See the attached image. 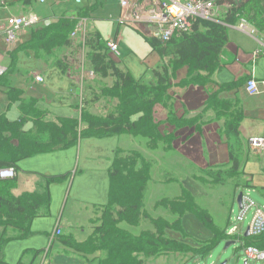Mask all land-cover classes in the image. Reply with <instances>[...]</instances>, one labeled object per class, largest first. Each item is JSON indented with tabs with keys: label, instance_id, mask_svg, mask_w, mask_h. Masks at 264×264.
<instances>
[{
	"label": "crops",
	"instance_id": "obj_1",
	"mask_svg": "<svg viewBox=\"0 0 264 264\" xmlns=\"http://www.w3.org/2000/svg\"><path fill=\"white\" fill-rule=\"evenodd\" d=\"M78 1L0 0V67L5 71L0 76V163L17 161V188L11 194L15 200L26 198L23 212L18 216L24 221L21 227L0 230V264H53L52 254L58 246L61 248L58 255L67 264H96L94 258L99 254L85 258L71 252L53 238L52 232L58 222L63 236L72 237L77 244L87 241L109 201L110 169L118 153H137L152 164L143 211L151 219L172 223L176 216L163 208L155 209V205L161 200L177 199L182 189H187L179 186L178 194L172 198H157L158 171L165 177L180 176L188 179L187 183L194 180L203 185L195 178L217 167L230 168L233 130L243 147L239 180L245 186L235 189L236 194L245 189L246 197L256 201V207L264 214V150L258 152L249 145L251 139H264V31L248 25L243 30L240 22L228 25V42L220 55V67L212 75L200 73L187 78L184 68L174 74L166 100L152 108V119L163 142L149 149L150 141L145 137L130 134L97 137L80 124L81 96L87 92V83L92 79L110 80L113 86L115 78L102 79L94 74L86 41H71L70 35L77 22L85 19L86 35L98 37L104 47L101 54L114 61L117 69L133 81L142 78L151 82L152 72L168 60L161 62L143 33L132 25L120 23L117 0ZM232 1L240 3V0ZM228 8L226 3L218 6L216 17L224 19ZM31 15L38 19L37 24L22 30L7 44L6 20ZM139 35L147 49L141 45ZM109 40L118 44L119 56L105 49ZM90 72L92 78H88ZM35 76L43 81L37 83ZM251 78L258 83L260 91L252 96L245 89ZM139 117H133L131 122ZM71 125L77 130L75 139L78 138L73 144L21 158L29 150L27 135L40 140L51 134L56 142L65 137L68 129L64 126ZM65 138L70 139V135L66 133ZM41 139L49 141L50 137ZM59 176L66 177L47 187L45 177ZM250 211L253 217L256 210ZM86 225L91 226L87 232ZM119 228L134 237L145 231L153 232L149 222L134 227L122 223ZM238 230V235H244L242 229L238 227ZM166 236L175 239L170 232Z\"/></svg>",
	"mask_w": 264,
	"mask_h": 264
},
{
	"label": "trees",
	"instance_id": "obj_2",
	"mask_svg": "<svg viewBox=\"0 0 264 264\" xmlns=\"http://www.w3.org/2000/svg\"><path fill=\"white\" fill-rule=\"evenodd\" d=\"M212 1L217 7L225 3L229 5L224 19H218V17H215L214 20L192 19L191 30L188 33L174 35L165 44L155 38L146 39L151 49L158 54L161 62L168 60L167 64H163L161 68L152 72V81L148 84L142 78L133 81L127 73L117 69V64L114 61L107 60V56L101 54L104 47L99 38L87 33L85 45L91 50L88 58L93 66L94 74L102 79L109 76L114 77L115 83L110 89V94L114 98L120 95L123 99L120 109L121 117L117 119L114 116L98 120L89 119L84 123L89 133L97 137L120 134L142 136L150 141L149 149H155L157 144L163 142L158 132V126L152 119V108L163 102L170 81L177 70L186 69L187 78L189 75H199L200 73L212 75L220 67V55L228 42L226 28L228 25L232 26L240 21H245L248 26H252L257 31H264V0H240V3H234L232 0ZM130 89L136 93H133L128 99L126 94ZM137 115H140L139 119L131 122V118ZM67 129L65 132L70 135V139L65 138V133V137L61 136V139L56 142L52 139L51 134L41 137H50L49 141L27 135V140L30 143L29 150L21 158L37 152L63 149L73 144L78 139H75L77 130L72 125ZM235 132L233 130L234 142L229 151L230 168L211 169L206 171L203 177L195 178L196 181L203 183L204 186L209 183L208 187H215L224 185L227 180H232L235 183V189L239 188L241 184L238 182V178L242 164L240 156L243 147ZM16 162H2L0 169L15 170ZM151 167L152 164L137 153L128 155L118 153L110 169L109 201L103 208L100 217L101 225L93 228L91 236L82 244H77L72 237L63 235L58 238L60 243L67 250L85 258L99 254L97 258H94L96 264H144L147 259H155L164 255H182L185 257L184 263L194 257L205 260L221 241H239L241 249L245 247L264 249V236H229L227 230L230 221L228 220L223 228L216 226L209 212L197 205L193 195L185 189H182L181 195L177 199L161 200L155 205V209L163 208L169 215L176 216L172 223L163 219H151L143 211V198L149 182ZM65 177H45L46 185L48 187ZM16 188V177L0 180V227L18 229L24 223L18 216L23 212L22 204L26 198L15 200L11 192ZM133 195H136V198ZM46 196H48L47 192ZM26 204L28 201L24 203V205ZM186 215L195 216L211 233V238L195 241L196 246L194 247L183 241L168 238L166 236L168 232L178 233L183 239L187 237L181 225L182 218ZM5 219H8V223ZM141 222H149L153 232L145 231L139 237H134L124 230L118 229L119 224L122 223L134 227ZM94 240L97 243L93 247L91 245ZM1 244L2 240L0 239Z\"/></svg>",
	"mask_w": 264,
	"mask_h": 264
},
{
	"label": "rangeland",
	"instance_id": "obj_3",
	"mask_svg": "<svg viewBox=\"0 0 264 264\" xmlns=\"http://www.w3.org/2000/svg\"><path fill=\"white\" fill-rule=\"evenodd\" d=\"M135 32L136 31H134V33ZM139 39L141 45L145 49H147L146 48L147 45L144 42V38L141 35H139ZM136 54L139 55L138 51L136 52ZM151 57L152 56H150V58ZM135 59L141 64V60L139 58L135 56ZM147 66L150 68L151 64L148 62ZM178 70L181 71L182 69H178ZM144 82L148 84L147 81ZM111 87H112V83L110 80L100 81V80L92 79L89 83H87L86 85L87 92L82 93L81 96L82 99L81 106L83 112L81 114L80 124L82 126L86 127L84 123L89 119H95V120L106 119L107 117L110 116H114L117 119L121 117L120 109L122 107L121 102L123 101V99L121 98L120 95H118L115 98L112 97L110 94ZM133 93L136 92L133 89H130V91H128V93L126 94V97L128 99L131 98ZM163 100L165 101L166 97ZM132 120L133 118H131V121ZM68 127L69 126H64V129H67ZM178 168H182V166ZM158 173L159 174H157L156 177H157V183L160 185H156L155 187L157 198H164V197L172 198L173 196L178 194L177 187L183 186L188 191L195 192V194L193 193V196L196 198L197 202L203 208L207 209L206 211L209 212L216 226L219 227L225 226L227 220L229 219L230 222L231 221L232 222L230 223L229 226L230 229H228V231L233 229L234 227H239L240 229L243 230V234L244 232H246V229L251 221L252 213L251 211L248 213L246 220L244 221L243 224L234 222V218L237 217L239 213V207L236 202L237 198L234 195H236L237 197L239 194L242 193L244 194V196H248V195L245 189H240L236 194L235 183L232 180H227L225 184L222 186L208 187V185H210L209 183H206L205 186L195 182L194 180H190L189 183H187L188 179L182 178L180 176H179L180 178L175 176L171 178V177H165V175L163 176V174L160 171H158ZM199 176L202 175L200 174ZM166 181L175 182L176 184H174L173 186H168L170 184H163ZM238 182L242 184L239 178H238ZM133 197L136 198V195H133ZM256 203L257 202L255 201L254 204ZM100 225L101 224L99 219L94 223L93 227L96 228ZM181 225L183 232L187 237L183 239V237L180 234L175 232H170V236L178 241L185 242L187 245L189 244L190 246L194 247L196 246L195 241H203L211 238V233L204 228V226L195 216L192 215L184 216L182 218ZM1 228L2 227H0V230ZM90 228H91L90 225H86L84 227V230L87 232L90 230ZM118 229L121 228H119L118 226ZM96 243H97L96 240H94L91 246L94 247ZM226 243L227 241H221L212 250L211 254L205 260H201L199 257H194L193 259H189L184 263L185 257L182 255H164V256H159L155 259H147L144 261V264H182V263L184 264H244L246 262V259L243 255L240 242L234 241V243L230 244L227 248H225ZM59 250H61V248H59L58 246L55 253L52 254L53 258L55 257L53 264H67L64 260L60 259V256L58 255L60 254ZM248 264H264V261L248 262Z\"/></svg>",
	"mask_w": 264,
	"mask_h": 264
},
{
	"label": "built area",
	"instance_id": "obj_4",
	"mask_svg": "<svg viewBox=\"0 0 264 264\" xmlns=\"http://www.w3.org/2000/svg\"><path fill=\"white\" fill-rule=\"evenodd\" d=\"M77 2H79L77 0ZM121 9V24L132 25L137 31L143 33L147 38L158 39L161 43H167L172 36L188 33L191 30L192 19L214 20L216 17L217 6L212 0H117ZM38 19L31 15L29 17H10L5 22L4 35L7 44L12 43L19 32L37 24ZM85 19H80L75 29L70 35L71 41L84 42L86 38ZM241 29L245 30L247 24L240 21ZM106 49L114 56H119L118 44L109 40L105 43ZM4 69L0 67V76L4 74ZM92 78L93 74L88 73ZM35 81L41 83L40 76H35ZM264 91V82L262 83ZM246 92L249 95L258 94V83L254 79H249L245 85ZM250 147L255 151L264 150V139H251ZM16 175L14 169L0 170V179H13ZM251 209L255 213L248 227L249 236H264V214L258 210L256 205L246 196L242 197L241 209L234 222L242 223ZM238 227L229 230V236H239ZM53 238L62 236V228L56 222L53 232ZM243 255L247 262L264 261V250L254 247L243 248Z\"/></svg>",
	"mask_w": 264,
	"mask_h": 264
},
{
	"label": "water",
	"instance_id": "obj_5",
	"mask_svg": "<svg viewBox=\"0 0 264 264\" xmlns=\"http://www.w3.org/2000/svg\"><path fill=\"white\" fill-rule=\"evenodd\" d=\"M241 199H242V194H239L238 197H237V204H238V206L240 208H241ZM248 235H249V232H248V229H247V231L244 233V237H248ZM232 243H234V242H230V243L227 242L226 245H225L226 246L225 248H227ZM244 264H247V261Z\"/></svg>",
	"mask_w": 264,
	"mask_h": 264
},
{
	"label": "clouds",
	"instance_id": "obj_6",
	"mask_svg": "<svg viewBox=\"0 0 264 264\" xmlns=\"http://www.w3.org/2000/svg\"><path fill=\"white\" fill-rule=\"evenodd\" d=\"M16 176V175H15ZM242 197H243V195H242ZM241 202H242V199H241ZM241 209V208H240ZM230 229V228H229ZM227 232H228V230H227ZM249 232V231H248ZM240 236V235H239ZM249 236V235H248ZM58 239V238H57ZM230 242H234V241H230ZM243 250V249H242Z\"/></svg>",
	"mask_w": 264,
	"mask_h": 264
}]
</instances>
